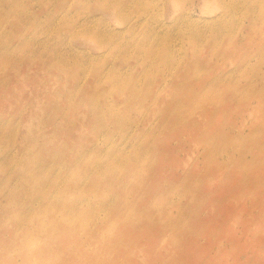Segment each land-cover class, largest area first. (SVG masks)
<instances>
[{
  "label": "rangeland",
  "instance_id": "374dc122",
  "mask_svg": "<svg viewBox=\"0 0 264 264\" xmlns=\"http://www.w3.org/2000/svg\"><path fill=\"white\" fill-rule=\"evenodd\" d=\"M101 18L105 23L99 26ZM90 93L100 95L93 101L86 97ZM46 108L47 114L41 112ZM215 123L224 133L227 124L244 133L222 148L236 158L251 149L246 161L234 160L226 172L198 174L196 183L182 180L185 169L206 166L204 155L215 150ZM0 126V264L52 263L41 248L56 232L55 221L63 220L81 238L82 255H95L83 229L97 238L103 226L91 219L109 195L86 186L98 165H105L110 189H124L112 194L118 203L134 200L138 176L146 177L145 192L158 183L164 194L158 192L162 200L154 198L151 211L172 214H166L175 221L167 239L190 224L199 231L211 218L235 214L227 231L244 251L239 263L231 256L221 262L245 264L261 208L233 196L219 203L217 194L245 187L249 180L237 184L233 178L248 177L246 166L262 157L264 0H0ZM30 127L40 132L35 141ZM89 141L98 148L92 150ZM67 156L78 166L85 163L87 176L79 178ZM188 156L193 159L186 163ZM126 166L136 174H122L113 183L111 176ZM39 176L40 190L54 200L65 196L68 212H50L51 204L35 193ZM114 221L101 239L111 237ZM218 233L207 239L189 233L186 240L205 242ZM21 240L30 241L25 252ZM220 247L230 251L232 243L223 238ZM164 256L163 263L156 261L168 264L175 252ZM100 260L114 262L107 255Z\"/></svg>",
  "mask_w": 264,
  "mask_h": 264
},
{
  "label": "bare ground",
  "instance_id": "6f19581e",
  "mask_svg": "<svg viewBox=\"0 0 264 264\" xmlns=\"http://www.w3.org/2000/svg\"><path fill=\"white\" fill-rule=\"evenodd\" d=\"M104 23L105 20L101 18V21L98 20L96 24L100 26ZM115 47L116 46L110 45V48L108 49L113 50ZM99 48H102V46H99ZM57 53L58 52H56V55L59 56ZM58 62H61V60ZM197 83L201 84V82ZM99 95L100 93H90L86 95V97L95 101ZM48 111L49 108H46L41 112L47 114ZM228 125L230 124H227L229 132L224 133L219 131L220 126L218 123H215L218 131L213 134L210 141L211 146H214L215 150L212 151L213 153L209 156L204 155L205 162H203V164H206V166L203 168L195 166L191 170L185 169L179 175L182 180L196 183L198 174L204 175L207 172L216 173L217 170L226 172L229 171L230 164L234 160L246 161V153L251 149H248L246 153H241L238 158H236L233 154H230L229 149L223 150L222 142L230 140L227 143H233L235 142V139H242L244 137V133L237 130L238 127L236 131H234L231 127L230 129L232 130L230 131ZM194 128L198 133L200 130L199 125H195ZM39 133L40 132H38V130L34 127H30V134L33 141H35L34 135H38ZM206 133L207 131L205 129L204 132L200 133L198 136L205 135ZM249 135L251 136L252 132L249 133ZM251 138L247 141L251 140ZM91 143L94 144V142ZM97 148V143H95L92 150H96ZM258 151L262 157L260 160L252 158L250 165L246 166L249 173L248 177L245 173H241L233 178L234 182L237 184H244L248 180L249 183L245 187L239 186L236 187V190L232 191L221 190L217 194L219 203L228 199L230 196H233L238 199H251L254 201L253 205L256 208H261V213L258 216L257 227L253 232V238L249 244V247L253 250V254L252 256L245 258V264H259L260 261H263L264 263V145L260 146ZM87 153L88 149L85 147L83 154ZM220 156H226V159L224 161H220ZM64 159L67 163L69 161L73 163L74 172L77 173L79 178L87 176V167L85 163L78 166L79 163L76 164V162L69 156ZM192 159L193 158L191 156H188L186 163ZM76 160H78V157H76ZM209 163H211V165L208 166ZM241 164L244 163L241 162ZM42 167H44V165H40L38 169ZM94 171L96 173L92 176L95 175V178L92 180L90 178L89 180L91 181L87 182L86 186L90 189V191H101V193L109 195L104 198V201L101 204L102 210H100L98 214L97 211L94 212L91 219V221L95 224L100 221L102 222L103 226L100 228V235L97 236V238L93 237L87 233V229H83V231L87 234L88 239H90L91 243H93L91 246L95 249V255L90 257H84L82 255L80 246H83L84 244L77 232L72 230V223L70 221H55L54 226L57 229L56 232L45 240L41 248L43 251L48 253V256L50 257L49 261H52V263L48 264H107L104 260H100L101 255H107L112 258L114 262L108 264H120L118 262L119 260H124L128 264H159L158 261L161 263L166 261L164 255L171 249L175 252V257L174 260L170 261L168 264H224L221 261H227L225 259L228 258V256L233 257L231 261H238L239 263L238 257L244 251V247L239 243L234 235L228 233L227 231V227L235 214L232 216H226L223 219H217V217L211 218L209 219L210 225L199 231H192V226L190 224V228L187 232L178 233L176 236L167 239L166 233L169 231L168 227L175 224V221L169 220L166 214L168 216H171L172 214L167 213L165 208L157 210V216L151 211L152 207L150 203L152 200L154 198L162 200L158 192L164 194L163 191L158 188V183L152 184L150 189L145 192L143 190V184L146 177L138 176L141 177V179L138 185L134 188V200L131 202L123 201L122 203H118L116 197L112 198V194L115 191L118 196V193L124 192V189L122 187H113L112 189L109 188V182L103 178L105 165H98V168L94 169ZM43 174L49 175L47 174L46 169ZM99 174L100 177H97ZM122 174L135 175L136 171L132 170L130 166H126L123 169L116 171L111 176L112 182L116 183ZM58 176L61 175L59 174ZM52 180L54 183H59L61 178L55 177ZM255 181L258 182V184H256ZM40 186L39 176L37 181V190L35 193L41 194L46 198L47 204H51L50 212L52 214L60 209L67 212L69 211V208L64 203V200L66 199L65 196L54 200L51 193L48 192V190L41 191ZM72 187V185H67V188ZM242 189L248 193L243 197L242 192L240 191ZM206 191L207 188L198 189L199 193ZM213 203L216 204V202ZM212 210L213 212L218 211L219 207ZM128 213H131L140 219L137 221L134 217L127 216ZM114 219L115 221L112 226L111 237L109 239H101L104 234L105 226L109 225ZM189 233H194L196 237L202 236L204 239H207L210 234H218L215 236L216 238L214 240L198 242L196 240L187 241L186 236ZM223 238H227L231 241L232 249L230 251L220 247V242ZM18 245L21 252H25L30 246V241L21 240L18 242ZM262 247L263 250L261 252ZM211 249H215L216 251V255L214 257L210 255ZM136 250H139L142 253L141 257H138L135 252ZM39 259L44 261L42 253L39 256ZM23 262L24 264H27L28 261L26 259Z\"/></svg>",
  "mask_w": 264,
  "mask_h": 264
}]
</instances>
